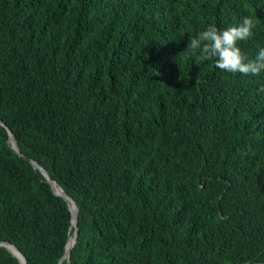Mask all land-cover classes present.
<instances>
[{
  "label": "trees",
  "instance_id": "1",
  "mask_svg": "<svg viewBox=\"0 0 264 264\" xmlns=\"http://www.w3.org/2000/svg\"><path fill=\"white\" fill-rule=\"evenodd\" d=\"M245 16L254 59L264 0H0V120L78 207L60 264H264V73L184 51ZM6 126L0 241L57 264L69 201Z\"/></svg>",
  "mask_w": 264,
  "mask_h": 264
},
{
  "label": "clouds",
  "instance_id": "2",
  "mask_svg": "<svg viewBox=\"0 0 264 264\" xmlns=\"http://www.w3.org/2000/svg\"><path fill=\"white\" fill-rule=\"evenodd\" d=\"M254 20L245 16L235 26L219 30L215 25H208L188 41L185 52L191 53L201 62L212 61L214 66L230 73L257 76L264 73V47H261L254 59L244 54L238 42L254 36ZM264 92V85L258 89Z\"/></svg>",
  "mask_w": 264,
  "mask_h": 264
},
{
  "label": "water",
  "instance_id": "3",
  "mask_svg": "<svg viewBox=\"0 0 264 264\" xmlns=\"http://www.w3.org/2000/svg\"><path fill=\"white\" fill-rule=\"evenodd\" d=\"M0 124L3 125V126H6L1 120H0ZM7 128V131L9 133V136H10V139H11V146L12 148L19 154V155H22L25 159H27L35 168H38L39 170H41V172L45 175L49 185H50V188L52 189V191L58 195V196H61L65 199H67L69 201V207H70V203L73 204V210L71 209L70 207V210H71V222L74 226V232H73V236L70 237V240H71V244L69 247H67V244H66V249H65V252L64 254L62 255V257L60 258V260L58 261L57 264H60L61 261L64 259V257L68 256L69 255V252H70V249L72 248V246L74 245L75 241H76V238H77V216H78V207H77V203L75 202V200L72 198V196H70L69 194H67L65 191H63L61 189L60 192H57L56 191V184H55V181L54 179L52 178V176L50 175V173L41 165L39 164L37 161L23 155L19 149V146L16 142V139L14 137V134L12 133V131L6 126ZM58 187V186H57ZM0 245H4L6 246L7 248H9V250L22 262V264H27L26 262V259H25V256L23 255V253L14 245L12 244L11 242H8V241H0ZM14 250L18 253V255L14 252Z\"/></svg>",
  "mask_w": 264,
  "mask_h": 264
},
{
  "label": "bare ground",
  "instance_id": "4",
  "mask_svg": "<svg viewBox=\"0 0 264 264\" xmlns=\"http://www.w3.org/2000/svg\"><path fill=\"white\" fill-rule=\"evenodd\" d=\"M56 191H57V192H60V191H61V189H60L59 187H57V185H56ZM70 207H71V209L73 210V204H72V203H70ZM70 244H71V240L69 239V241H68V243H67V247H69ZM14 252L18 255V253H17L15 250H14Z\"/></svg>",
  "mask_w": 264,
  "mask_h": 264
}]
</instances>
